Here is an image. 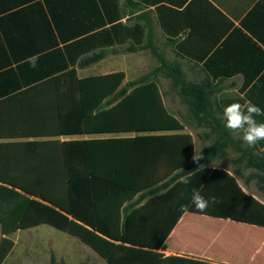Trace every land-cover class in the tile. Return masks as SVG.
Wrapping results in <instances>:
<instances>
[{
	"label": "crops",
	"instance_id": "obj_1",
	"mask_svg": "<svg viewBox=\"0 0 264 264\" xmlns=\"http://www.w3.org/2000/svg\"><path fill=\"white\" fill-rule=\"evenodd\" d=\"M37 55L32 68L27 58ZM158 57L179 67L186 83L214 91L212 115L196 117L186 103L182 115L171 78L156 80L195 152L207 153L204 165L228 172L264 203L262 172L249 164L251 156L264 157V141L249 147L223 119L234 102L264 109V0H0V173L30 172L26 143L131 136H33L30 127L41 133L53 124L47 109L56 91L45 83L70 71L79 79L124 73L121 90L129 89L160 67ZM162 76L173 85L168 104ZM161 253L204 264H264V227L186 212Z\"/></svg>",
	"mask_w": 264,
	"mask_h": 264
},
{
	"label": "trees",
	"instance_id": "obj_2",
	"mask_svg": "<svg viewBox=\"0 0 264 264\" xmlns=\"http://www.w3.org/2000/svg\"><path fill=\"white\" fill-rule=\"evenodd\" d=\"M158 58L160 67L129 89L121 90L124 73L79 79L70 71L44 84L56 91L47 109L53 124L41 133L31 126L33 136H131L24 144L30 172L0 173V264L14 249L10 235L40 225L79 239L108 264H204L161 253L186 212L264 227L263 202L228 172L205 166V151L193 161V139L167 109L156 80L166 72L196 117L212 115L214 91L186 83L179 67ZM249 164L264 185V157L251 156ZM192 189L217 203L199 212Z\"/></svg>",
	"mask_w": 264,
	"mask_h": 264
},
{
	"label": "rangeland",
	"instance_id": "obj_3",
	"mask_svg": "<svg viewBox=\"0 0 264 264\" xmlns=\"http://www.w3.org/2000/svg\"><path fill=\"white\" fill-rule=\"evenodd\" d=\"M162 77V89L168 104L166 91L171 87L173 90V85L167 77ZM176 97L180 101L179 112L184 115L186 102L181 96ZM2 238L0 229V241ZM10 239L15 246L4 264H107L80 240L49 226L24 230L11 235Z\"/></svg>",
	"mask_w": 264,
	"mask_h": 264
},
{
	"label": "clouds",
	"instance_id": "obj_4",
	"mask_svg": "<svg viewBox=\"0 0 264 264\" xmlns=\"http://www.w3.org/2000/svg\"><path fill=\"white\" fill-rule=\"evenodd\" d=\"M38 55L27 58L30 67L35 68L38 63ZM257 117H264V109L247 101L245 104L239 102L231 103L223 109V119L225 128L231 131L234 135L242 138L243 142L249 147H255L259 142L264 141V120H257ZM194 162L199 163L202 159L201 153L195 154L192 157ZM198 168H203L199 165ZM191 173V172H189ZM180 183L187 185L189 178L182 176ZM192 205L201 213L206 212L210 204L217 203L215 196L205 197L199 190L192 189L191 195ZM182 211L187 210V206H182Z\"/></svg>",
	"mask_w": 264,
	"mask_h": 264
}]
</instances>
